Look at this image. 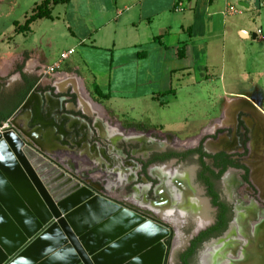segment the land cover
<instances>
[{
    "label": "crops",
    "instance_id": "1",
    "mask_svg": "<svg viewBox=\"0 0 264 264\" xmlns=\"http://www.w3.org/2000/svg\"><path fill=\"white\" fill-rule=\"evenodd\" d=\"M6 1L0 0V5ZM38 1L33 3L34 8L44 1L49 3L50 18L32 22L25 32L18 33L15 27L6 39L5 49L0 50V81L7 79L11 89L22 80L28 84L26 94L12 107V114L0 117V124L9 120L16 124L17 119L26 116L22 127L15 126L27 131L28 113L36 106L42 124L48 123L49 119L44 114L45 111L59 122L66 118L68 125L64 133L71 134L76 145L84 142L83 147L88 149L86 136L80 134L82 130H88V126L84 118L78 115L93 119V128L98 134L100 129L99 136L105 141V134L109 130L121 129L125 132L123 129L136 127V120H131L127 115L125 105L128 103L139 107L138 113H142L143 120L161 122L157 108H163L167 104L162 101L163 98L169 96L170 102H178L179 92L171 88L172 77L179 71L188 69H174L172 64L186 60L187 65H190L199 55L213 57L218 48H221L220 53H226L225 43L231 39L234 28L241 40H247V30L241 25L228 22L226 17L239 14L236 10L235 13H228L233 2L245 3L249 9L254 0H188L181 14L173 13L175 0H68L66 4H53V0ZM259 2L264 7V0ZM10 11L12 12V8ZM28 18L25 17V21ZM14 25L19 24L14 22ZM60 38L64 41L60 47V55L68 51L73 54L61 62L56 75H44L42 70L54 65L60 58L55 55L56 42ZM254 39L260 40L256 36ZM215 43H221V47ZM201 68L203 77L196 87L205 85L214 90V76L209 72L212 67L207 63ZM222 75L218 78L220 84L216 88V94L196 95L198 98L213 100L218 106V116L209 124L201 126L198 133L188 139L197 140L194 138L197 135L202 137L211 134V123L219 121L221 115L229 113L230 108L236 107L235 103H238L241 109L231 110L233 125L236 127L238 118L243 117L242 120L250 131V160L255 168L264 173V120H261L256 111L264 115L261 108L264 105V90L260 86L252 94L241 88L239 91L233 83L232 86L225 84ZM159 87L161 91H158ZM187 88L188 86L180 91ZM31 94H34V98L28 99ZM183 94L185 97L189 96L185 92ZM82 100L97 107L96 111H101L97 114L100 117L98 122V118L92 116L96 111H85ZM23 106H26L24 113L16 116ZM106 117L117 124L109 126L107 121L104 122ZM80 135L83 137L81 140ZM33 137L43 144L50 137L56 136L55 131L49 129ZM189 140L175 141L173 145ZM196 143L197 141L194 145ZM95 146L96 149L93 148L91 153L95 154L93 158H99L96 150L101 148L96 144ZM91 153L85 150L82 155L88 154L92 158ZM101 153L102 150L99 155Z\"/></svg>",
    "mask_w": 264,
    "mask_h": 264
},
{
    "label": "flooded vegetation",
    "instance_id": "2",
    "mask_svg": "<svg viewBox=\"0 0 264 264\" xmlns=\"http://www.w3.org/2000/svg\"><path fill=\"white\" fill-rule=\"evenodd\" d=\"M6 80L0 81V117L12 114V107L26 94L28 86L22 80L11 89ZM233 108L211 123V134L197 135L196 145L188 148L180 144L175 147L174 142L180 141L171 143L163 132L152 137L153 133L143 132L145 127L136 126L124 129L123 136L105 134L107 141H113L110 146L104 145L108 152L105 159L103 151L99 155L102 149L96 150L101 169L87 175L88 180L82 183L95 194L166 229L163 264L236 261L239 248L254 230L247 226L256 221L248 215L253 208L263 220L255 226L261 230L257 238L260 234L263 239L264 173L250 160V131L243 117L238 118L236 127L233 125ZM128 131L146 138L129 137ZM93 148L95 145L90 152ZM127 157L135 162H126ZM91 165L90 170L97 167Z\"/></svg>",
    "mask_w": 264,
    "mask_h": 264
},
{
    "label": "water",
    "instance_id": "3",
    "mask_svg": "<svg viewBox=\"0 0 264 264\" xmlns=\"http://www.w3.org/2000/svg\"><path fill=\"white\" fill-rule=\"evenodd\" d=\"M253 7L260 10L259 0ZM44 114L46 124L32 107L27 131L53 129L58 145H67L60 139L69 137L68 120ZM12 122L0 124V264H163L166 229L92 192ZM248 215L251 228L263 221L257 208Z\"/></svg>",
    "mask_w": 264,
    "mask_h": 264
},
{
    "label": "rangeland",
    "instance_id": "4",
    "mask_svg": "<svg viewBox=\"0 0 264 264\" xmlns=\"http://www.w3.org/2000/svg\"><path fill=\"white\" fill-rule=\"evenodd\" d=\"M34 2L39 1L7 0L4 4L0 5V50L5 49V42L7 41L6 39L8 36H10L13 29L15 28L14 22H17L21 26L25 21L24 18L31 15V11L34 9ZM232 6L239 14L233 15V17L227 16V21L233 23L234 25L237 24L236 26H243V28H245L249 33V38L247 40H241L239 34L234 32V28L231 31V39L225 43L226 53H220L221 48H218L213 54V57L199 55L197 59H194L192 63H190V65H187L188 62L186 60L183 62H174L172 64L174 67L172 68L176 69L186 67L188 69L184 70L183 72L179 71L172 77L173 80L171 83V88L174 89L175 92H179L177 100L178 102L173 104L170 102L169 96L163 98L162 101L167 104L163 108H157V115L160 117L161 122L158 120H143L144 116H142L141 112L138 113L140 109L137 105L131 106L130 103L126 104L125 107L128 109V117L131 118V120H136L134 121L135 126H145V128H142L143 130L145 129L143 131L144 133H153L152 137H155L156 133L159 134L163 132L166 140L170 139L171 143L175 139L184 141L185 139L196 135L201 126L209 124L213 118L218 116V106H216L213 100H205L202 99V97L198 98L196 95L204 93L206 95L212 96L213 94H216L218 92L216 88H219L220 84L218 78L221 74L224 76L225 84H230V86L234 84L237 87V90L239 89V91L244 89L248 90L249 93L252 94L256 91L255 88L260 86L264 90V41L253 38V36H256L255 32L257 30H260L264 35V7H261L259 11H256L253 7V3L249 9L239 7L237 2H233ZM11 8L12 12L10 11ZM173 13L176 14L174 11ZM258 13L259 16L257 15ZM63 44L64 41L61 38L57 40L55 47V51L57 52L55 53L56 57L60 56V47L63 46ZM215 44L221 47V43ZM207 63L210 67H212L209 72L212 73V76H214V85L217 86H214V90L209 89L211 87L208 86V88L205 85L196 87L198 84L197 82L201 83L200 80L203 77L201 75V67ZM166 68L168 69L167 66ZM187 73L189 74L188 76L186 75ZM187 77L188 80H186ZM158 78H160V76H158ZM186 86H188V88L185 89V91H180V89ZM159 90H162L161 87L158 88V91ZM184 92L185 95L188 94L189 96L185 97L183 94ZM191 98L194 99L192 100ZM261 108L264 111V105ZM22 113L23 111L19 110L16 116ZM78 116L80 118H84L88 126V130H82L80 134L86 136V140L89 142V148H92V146L95 144L100 146L103 151L102 157L104 155L103 159H105L108 152L106 151L107 147L104 145L110 146V143L103 140L102 137L100 138L95 128H93V126H95V123L93 125V119H89L81 115ZM92 116H96V118L100 119V117L95 113H93ZM107 118L108 117L105 118L106 120H104V122L107 121L106 124L109 126H115L117 124L111 119L108 120ZM121 122L122 120L120 119V123ZM56 133L55 136L58 137ZM72 138L73 137L71 134L68 138H61L60 140L62 143L67 145H60L59 147L62 148L60 153H58L57 150H53V153L48 154V156L53 158L54 162H60L63 165V168L67 169L68 173L74 175V177H76L81 182H85L88 180L87 175H94L95 171L99 172L101 167L97 166V163L100 160L96 158H89L88 154L82 155L85 150L90 152V149L83 147L84 142L82 144L78 143L76 145V141ZM81 139H83V137L80 135V140ZM116 142L122 143V141L119 140ZM50 143H54V141H51ZM54 146L56 145L54 144ZM55 153L57 154L55 155ZM94 155V153H91V157ZM91 161L93 162V167L97 166L93 170L89 169L91 168V163H89ZM127 161H131V163L135 162L133 159L128 157L126 159V162ZM111 195L114 199H116L113 194ZM179 227L183 228L184 224H180Z\"/></svg>",
    "mask_w": 264,
    "mask_h": 264
},
{
    "label": "bare ground",
    "instance_id": "5",
    "mask_svg": "<svg viewBox=\"0 0 264 264\" xmlns=\"http://www.w3.org/2000/svg\"><path fill=\"white\" fill-rule=\"evenodd\" d=\"M82 107L85 109V111H86V109L87 110H89V112L90 113H92L95 109H97V107H95V106H91V105H89L87 102H86V100H82ZM239 107H240V105L237 103V105H236V109H239ZM241 109V108H240ZM256 110V109H255ZM96 111V110H95ZM257 111V114L259 115V117L261 118V120H264V115L260 112V111H258V110H256ZM100 110L99 111H96V114H100ZM97 120H99V119H97ZM24 121H26V116H24V117H20L19 119H17L16 120V124H14V122H12L13 123V127L15 128V129H17V130H19L15 125H18V126H21V125H23L24 124ZM73 122V121H72ZM73 123H75V122H73ZM72 123V124H73ZM22 127V126H21ZM19 131H22V132H27V133H29V131H26V130H19ZM109 132L111 133V134H113L114 136H123V131L121 130V129H117V130H109ZM37 133H35V132H33V135L35 136ZM29 135H30V137H32V139L34 140V141H36V139H34V137H33V135L31 134V133H29ZM47 135H49V134H47ZM47 135H46V137H47ZM129 137H132V138H142V136L141 135H139V136H137L136 134L134 135L133 134V132H129V135H128ZM143 138H146V137H143ZM142 138V139H143ZM50 140H46L47 142L46 143H43V144H40V143H38L37 141V143L40 145V147H41V149L48 155V154H51V153H53V150L54 151H58V153H60V151H62L61 149L62 148H60L59 146H58V141H59V139L58 138H53V137H50L49 138ZM125 139H127V138H125ZM53 142L54 141V144L56 145V146H54V145H52V144H49L50 142ZM197 140L195 139V140H189V141H187V142H185V143H183V144H180L182 147H185V148H187V147H190V146H193L194 145V143L196 142ZM41 142V141H40ZM122 226H123V222L122 221H120L119 223H116V224H114V226H111L108 230H106V232H110V230L111 229H115V228H122ZM126 226V225H125ZM263 231H264V224H263ZM260 229H257V227H255L254 226V230L252 231L253 233H252V237L250 236L249 237V239L248 240H246L245 242H243V245H241L242 247L241 248H243V249H241L240 251H241V253H239L238 255H237V257H238V259L236 260V261H234V262H230V264H264V235H263V239H260V237H261V235L259 234L258 235V238H257V233L259 232L260 233ZM258 244L259 245H261V246H263V249H260L259 247H258ZM250 245V246H249ZM247 246H248V248L249 249H247ZM219 249V248H218ZM217 249V250H218ZM212 251H214V250H212ZM215 252V251H214ZM213 252V253H214ZM212 253V254H213ZM248 254V255H247ZM227 264H229V263H227Z\"/></svg>",
    "mask_w": 264,
    "mask_h": 264
},
{
    "label": "built area",
    "instance_id": "6",
    "mask_svg": "<svg viewBox=\"0 0 264 264\" xmlns=\"http://www.w3.org/2000/svg\"><path fill=\"white\" fill-rule=\"evenodd\" d=\"M188 0H175L174 2V9L173 11L175 13H183L184 10H185V5H186V2ZM228 13H235V9L233 7H230L228 9ZM255 35L257 38H259L261 41H264V35L262 34V32L260 30H257L255 32ZM73 54L72 51H68L66 53H63L60 55V58L58 60L57 63H55L54 65H51V66H47L45 67L43 70H42V73L44 75H47V76H53V75H56L58 73V71L60 70V64L61 62L65 61L66 59H68L69 56H71ZM4 128H8V123H5L3 124L2 126V129Z\"/></svg>",
    "mask_w": 264,
    "mask_h": 264
},
{
    "label": "trees",
    "instance_id": "7",
    "mask_svg": "<svg viewBox=\"0 0 264 264\" xmlns=\"http://www.w3.org/2000/svg\"><path fill=\"white\" fill-rule=\"evenodd\" d=\"M68 0H53V4H66ZM48 5L49 3L47 1H44L40 5L36 6L29 18L24 22L22 26L20 25H15L16 27V32L21 33L25 32L28 30L29 25L38 20V19H43V18H50V12L48 10ZM96 94H99V91L97 89H94Z\"/></svg>",
    "mask_w": 264,
    "mask_h": 264
}]
</instances>
